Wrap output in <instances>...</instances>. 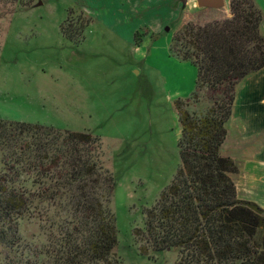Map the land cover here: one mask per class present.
<instances>
[{"label": "rangeland", "instance_id": "1", "mask_svg": "<svg viewBox=\"0 0 264 264\" xmlns=\"http://www.w3.org/2000/svg\"><path fill=\"white\" fill-rule=\"evenodd\" d=\"M224 7L225 0H0V119L100 138V161L116 180L120 264H176L175 251L140 256L133 232L177 172L174 102L195 88L197 70L171 55L172 36L187 23L230 19ZM69 11L74 27L89 23L77 46L60 33ZM202 96L191 112L209 108ZM245 114L241 107L232 118L222 154L238 166V196L264 211V129L242 125ZM17 236L10 250L0 243V264L41 262L44 224L20 218Z\"/></svg>", "mask_w": 264, "mask_h": 264}, {"label": "trees", "instance_id": "2", "mask_svg": "<svg viewBox=\"0 0 264 264\" xmlns=\"http://www.w3.org/2000/svg\"><path fill=\"white\" fill-rule=\"evenodd\" d=\"M69 12L60 33L77 46L89 23L74 27ZM229 12L223 21L187 23L170 41L171 55L190 62L197 77L191 97L174 102L177 172L133 232L142 257L175 251L176 264H264V211L239 198L238 166L222 154L236 87L264 68L262 13L254 0H230ZM200 94L210 106L196 114L189 106ZM100 148L88 132L0 119V243L14 248L19 219L35 215L47 244L32 264H120L113 259L116 180Z\"/></svg>", "mask_w": 264, "mask_h": 264}, {"label": "crops", "instance_id": "3", "mask_svg": "<svg viewBox=\"0 0 264 264\" xmlns=\"http://www.w3.org/2000/svg\"><path fill=\"white\" fill-rule=\"evenodd\" d=\"M254 1H255L256 6L259 8V10L262 13L260 33L264 35V0H254ZM225 2H226L227 8L225 7L224 8L227 11V14L229 15L230 13L228 10V5H229L230 0H225ZM218 11L222 13L221 10H218ZM243 83H246V84L242 86L241 84ZM241 107H243L244 109V114L246 113L245 117L241 121L242 125L248 124L254 128H259L261 130L264 129V69L256 73L248 75L244 80H242L238 84L236 88L235 99H234L233 108H232V115L227 124V127L229 126L232 118L235 115L237 116V113ZM227 130L229 129L227 128ZM227 138H228V135H227ZM227 138H226V141H227ZM226 141L224 145H226Z\"/></svg>", "mask_w": 264, "mask_h": 264}]
</instances>
